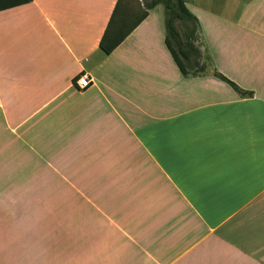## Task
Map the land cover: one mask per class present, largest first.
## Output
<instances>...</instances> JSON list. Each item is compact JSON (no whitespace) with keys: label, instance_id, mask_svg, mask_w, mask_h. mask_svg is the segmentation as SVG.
<instances>
[{"label":"crops","instance_id":"1","mask_svg":"<svg viewBox=\"0 0 264 264\" xmlns=\"http://www.w3.org/2000/svg\"><path fill=\"white\" fill-rule=\"evenodd\" d=\"M182 1L196 74L162 5L0 11V264H264V13Z\"/></svg>","mask_w":264,"mask_h":264},{"label":"trees","instance_id":"2","mask_svg":"<svg viewBox=\"0 0 264 264\" xmlns=\"http://www.w3.org/2000/svg\"><path fill=\"white\" fill-rule=\"evenodd\" d=\"M30 1L0 0V11L27 4ZM156 5L163 7L164 44L180 73L188 75L203 72L205 66L200 63L201 52L197 46L199 38L197 19L188 11L182 0H150L148 7L153 8ZM124 37L121 36L120 39ZM119 43L120 40H117L108 47L102 43L101 47L106 53H110ZM215 75L228 83L235 91L240 92L235 84L220 74Z\"/></svg>","mask_w":264,"mask_h":264},{"label":"rangeland","instance_id":"3","mask_svg":"<svg viewBox=\"0 0 264 264\" xmlns=\"http://www.w3.org/2000/svg\"><path fill=\"white\" fill-rule=\"evenodd\" d=\"M145 1H149L150 2V0H145ZM241 1L242 2L240 4V6L235 3L233 9L242 10V11L251 12V13H256V14H259V15L264 13V0H250V1L247 0L249 2L247 3L246 7H244V5H245V3L247 1L246 2H245V0H241ZM198 5H200V1H198ZM236 6H238V8ZM216 9H217L216 7L215 8L214 7L211 8V10H213V11L216 10ZM203 21L204 22L202 23L201 27L199 28V33H200V36L202 37V38L200 37L201 40H202V43L206 47V43L205 42H207V41L205 40V38L203 39V37H204V34H203L204 33V29L202 28V26H204V23L206 22V20H203ZM180 30L182 31V29H180ZM205 30H206V28H205ZM207 30H208V28H207Z\"/></svg>","mask_w":264,"mask_h":264},{"label":"built area","instance_id":"4","mask_svg":"<svg viewBox=\"0 0 264 264\" xmlns=\"http://www.w3.org/2000/svg\"><path fill=\"white\" fill-rule=\"evenodd\" d=\"M92 84V80L87 73H81L74 79V86L78 90H85Z\"/></svg>","mask_w":264,"mask_h":264}]
</instances>
